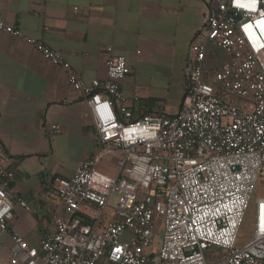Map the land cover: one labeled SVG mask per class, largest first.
Returning <instances> with one entry per match:
<instances>
[{
    "label": "built area",
    "instance_id": "built-area-1",
    "mask_svg": "<svg viewBox=\"0 0 264 264\" xmlns=\"http://www.w3.org/2000/svg\"><path fill=\"white\" fill-rule=\"evenodd\" d=\"M248 2L215 1L192 48L184 107L173 116H133L120 87L130 66L112 45L104 48L106 76L86 81L59 50L0 20V31L23 38L66 71L69 86L86 99L96 136L95 151L72 176L51 181L50 196L68 215L54 217L38 247L11 234L24 264H264V196L254 198L264 170V0L255 11L240 6ZM208 43L226 54L216 68L205 61ZM224 94L247 99L251 109L227 102ZM50 127L59 131L57 124ZM117 151V174L99 171L97 162ZM14 175L0 167V232L14 201L27 206L8 190ZM113 193V218L100 229ZM253 200L252 237L240 245ZM211 246L225 255L208 261Z\"/></svg>",
    "mask_w": 264,
    "mask_h": 264
},
{
    "label": "crops",
    "instance_id": "crops-1",
    "mask_svg": "<svg viewBox=\"0 0 264 264\" xmlns=\"http://www.w3.org/2000/svg\"><path fill=\"white\" fill-rule=\"evenodd\" d=\"M215 1L0 0V20L59 50L86 81L106 76L104 48L112 45L130 66L120 87L133 116H173L184 107L192 48L201 41ZM219 51L206 45L210 68L226 59ZM95 147L86 99L69 86L66 71L23 38L0 31V167L14 170L8 190L27 204L14 201L7 229L0 232L1 264L6 256L12 259L8 264H24L13 252L11 234L38 247L52 231L54 217L68 215L50 196L51 181L72 176ZM117 153L114 169L106 164L99 168L105 156L97 169L116 175L122 159ZM103 216L100 229L113 218V211Z\"/></svg>",
    "mask_w": 264,
    "mask_h": 264
},
{
    "label": "rangeland",
    "instance_id": "rangeland-1",
    "mask_svg": "<svg viewBox=\"0 0 264 264\" xmlns=\"http://www.w3.org/2000/svg\"><path fill=\"white\" fill-rule=\"evenodd\" d=\"M219 54L222 55L224 54V52L219 51ZM222 96L227 102L231 104H235L240 108L251 109L252 107V103L243 97H239L236 95H229V94H224ZM117 152L114 153L118 154ZM114 153L112 152L110 154L105 155L102 164L101 163L99 164L100 169L102 170L104 169L102 166L103 164H106L108 168L111 170L116 167L115 162L118 159V155H114ZM256 196H264V170L257 184V188L254 193V198ZM116 204H117V195L113 193L109 198L108 205L104 209V215L109 211H113V208L116 207ZM253 215H254V200L251 202L246 212L244 223L239 231L238 244L240 245L244 244L252 237ZM161 235H162V226L159 225L156 233L154 234V248L158 247ZM205 255L208 261H215L222 258L225 255V250L216 246H211L205 250ZM6 260L7 262L3 261V264H8L12 259L10 258V256H6Z\"/></svg>",
    "mask_w": 264,
    "mask_h": 264
},
{
    "label": "snow or ice",
    "instance_id": "snow-or-ice-1",
    "mask_svg": "<svg viewBox=\"0 0 264 264\" xmlns=\"http://www.w3.org/2000/svg\"><path fill=\"white\" fill-rule=\"evenodd\" d=\"M258 0H249L248 3L240 4L241 7L248 8L249 10L255 11L257 7ZM262 26H264V20L259 22Z\"/></svg>",
    "mask_w": 264,
    "mask_h": 264
},
{
    "label": "trees",
    "instance_id": "trees-1",
    "mask_svg": "<svg viewBox=\"0 0 264 264\" xmlns=\"http://www.w3.org/2000/svg\"><path fill=\"white\" fill-rule=\"evenodd\" d=\"M188 92V91H187Z\"/></svg>",
    "mask_w": 264,
    "mask_h": 264
},
{
    "label": "water",
    "instance_id": "water-1",
    "mask_svg": "<svg viewBox=\"0 0 264 264\" xmlns=\"http://www.w3.org/2000/svg\"><path fill=\"white\" fill-rule=\"evenodd\" d=\"M189 86V85H188Z\"/></svg>",
    "mask_w": 264,
    "mask_h": 264
}]
</instances>
